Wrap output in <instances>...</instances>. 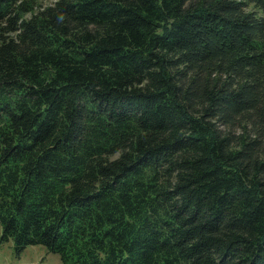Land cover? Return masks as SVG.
<instances>
[{"label":"trees","instance_id":"obj_1","mask_svg":"<svg viewBox=\"0 0 264 264\" xmlns=\"http://www.w3.org/2000/svg\"><path fill=\"white\" fill-rule=\"evenodd\" d=\"M0 229L62 264H264V0H0Z\"/></svg>","mask_w":264,"mask_h":264},{"label":"rangeland","instance_id":"obj_2","mask_svg":"<svg viewBox=\"0 0 264 264\" xmlns=\"http://www.w3.org/2000/svg\"><path fill=\"white\" fill-rule=\"evenodd\" d=\"M43 3H46L43 1ZM251 9V7H250ZM1 235V229H0ZM0 264H62L59 256L42 246H28L16 252L13 243L0 242Z\"/></svg>","mask_w":264,"mask_h":264}]
</instances>
